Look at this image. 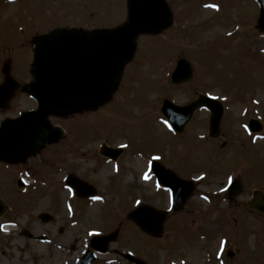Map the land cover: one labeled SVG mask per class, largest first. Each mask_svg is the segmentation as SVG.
Segmentation results:
<instances>
[{
  "label": "rangeland",
  "instance_id": "374dc122",
  "mask_svg": "<svg viewBox=\"0 0 264 264\" xmlns=\"http://www.w3.org/2000/svg\"><path fill=\"white\" fill-rule=\"evenodd\" d=\"M165 1L172 25L158 35L138 37L134 57L124 64L109 101L87 110L63 109L49 118L51 125L65 128L67 136L23 163L44 188L30 196L29 185V193L2 217L15 224L0 228V264L72 263L87 247L91 231L115 229L118 235L110 247L140 255L148 264H171V259L178 263L184 255L192 264H203V253L210 249L218 254L221 248L243 252L240 259L222 254L225 264H264V216L245 207L251 191L264 188V34L257 26L259 6L255 0ZM127 13L126 0H0V82L7 63L20 84L8 106L0 109V121L35 106L25 91L31 81V51L23 41L37 21L49 23L45 32L58 24H74L90 34L121 26ZM179 57L192 63L193 76L172 85L167 75ZM201 94L214 95L223 104L220 134L207 138L209 113L204 110L195 111L182 133L175 134L159 113L161 100L186 104ZM250 118L262 123L259 133L248 132ZM101 143L125 148L113 176L111 164L100 155ZM153 154L179 177L196 181L178 212L168 208L169 193L156 187L155 177L146 179ZM3 172L0 169V192L11 201L12 190L4 187L9 177ZM68 172L91 184L95 196L83 201L67 188L49 187L53 182L58 187ZM234 176L243 187L236 195H226L225 186ZM69 203L72 218L65 209ZM142 204L165 214L159 235L143 233L128 219ZM42 212L52 220L42 222ZM23 228L50 240H31L21 234ZM95 264L123 262L107 255Z\"/></svg>",
  "mask_w": 264,
  "mask_h": 264
},
{
  "label": "water",
  "instance_id": "95a60500",
  "mask_svg": "<svg viewBox=\"0 0 264 264\" xmlns=\"http://www.w3.org/2000/svg\"><path fill=\"white\" fill-rule=\"evenodd\" d=\"M258 1L261 6L260 25L264 29V0ZM127 2L128 21L113 30L96 31L88 39H83L80 35L72 59H67V56H64L65 59L60 58L62 52L58 50L60 45L58 39L67 40L70 46L74 45L73 39H69L73 36L66 34L68 32L60 30L53 32L54 41L52 39L50 41L52 47L48 55L43 50L42 54L39 47L36 49L32 68L35 80L31 85V93L38 102V107L36 110L21 112L17 118L5 119L1 122L0 158L16 160L27 152H36L46 141L58 138L59 135L55 133L58 128L53 130L46 128V117L53 111L69 107L90 108L107 100L116 86L121 66L132 57L136 36L140 33H156L171 23V13L163 0H127ZM4 70L7 71V67ZM191 76L192 69L189 62L183 58L179 59L171 74V81L180 83ZM15 87L14 81L6 77L4 83L0 85V108L5 107ZM198 106H205L210 110V135H218L222 107L214 99L199 97L186 106H176L165 100L162 112L173 128L181 131ZM249 126L252 131L260 129L253 120L250 121ZM101 153L112 158L118 154L106 147H103ZM152 169L158 181L171 189L174 209L182 208L192 192V184L177 178L158 162L152 163ZM69 183L81 195L87 196L93 193L85 190L87 185L73 181ZM233 187V190L237 188L236 182ZM248 206L257 209L264 206V196L260 192H255ZM44 218L47 220L49 217L46 215ZM130 218L144 231L153 235L161 232L164 220L160 212L147 206H140L134 210ZM115 236L111 234L97 237L92 240V246L104 251L107 242L113 240ZM126 257L137 264H144L130 255Z\"/></svg>",
  "mask_w": 264,
  "mask_h": 264
},
{
  "label": "flooded vegetation",
  "instance_id": "af4514ba",
  "mask_svg": "<svg viewBox=\"0 0 264 264\" xmlns=\"http://www.w3.org/2000/svg\"><path fill=\"white\" fill-rule=\"evenodd\" d=\"M37 27L32 30L35 33H32L30 35H26L24 37V41H23V46L27 47L28 49L32 50L33 46H34V42L40 40L41 38L45 37L46 35H48L49 33L45 32V30H48V25L49 23L46 22L45 20L42 21H37ZM52 220V219H51ZM50 239V238H49ZM243 253V252H242ZM240 248L239 249H234V254L236 255V257L238 259H240V255H242ZM239 254V256H237ZM234 259V258H232ZM236 263V260L234 262H232L231 264Z\"/></svg>",
  "mask_w": 264,
  "mask_h": 264
}]
</instances>
